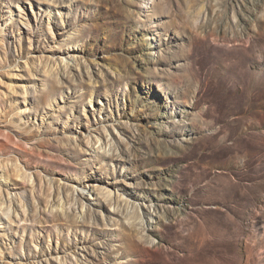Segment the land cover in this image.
I'll list each match as a JSON object with an SVG mask.
<instances>
[{
    "label": "rangeland",
    "instance_id": "obj_1",
    "mask_svg": "<svg viewBox=\"0 0 264 264\" xmlns=\"http://www.w3.org/2000/svg\"><path fill=\"white\" fill-rule=\"evenodd\" d=\"M0 264H264V0H0Z\"/></svg>",
    "mask_w": 264,
    "mask_h": 264
},
{
    "label": "bare ground",
    "instance_id": "obj_2",
    "mask_svg": "<svg viewBox=\"0 0 264 264\" xmlns=\"http://www.w3.org/2000/svg\"><path fill=\"white\" fill-rule=\"evenodd\" d=\"M150 3V2H149ZM146 4V6H143V9H146L147 8V10H146V12H148V11H150V9L152 8V5H153V2L151 1V3L150 4ZM143 11V10H142ZM146 12H145V14H146ZM145 14H143L142 13V15H145ZM221 24V23H220ZM220 26L218 25V28H219ZM223 29V28H222ZM236 35V34H235ZM7 138H8V140H13V137H12V135L11 134H8L7 135ZM18 146H19V148L22 146L20 143H18ZM3 167H6V171H8L9 173H10V175L12 176V179H14L13 178V175L14 174H12V171L10 172V168L6 165H3ZM8 167V168H7ZM14 173V172H13ZM27 174V173H26ZM15 176V175H14ZM25 177H26V175H25ZM3 212H11V210H9V208H7V209H5V211H3Z\"/></svg>",
    "mask_w": 264,
    "mask_h": 264
}]
</instances>
